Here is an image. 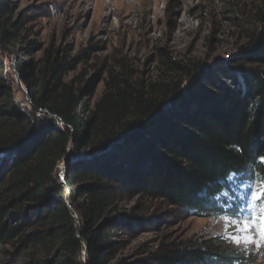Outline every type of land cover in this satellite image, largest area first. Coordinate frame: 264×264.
I'll list each match as a JSON object with an SVG mask.
<instances>
[{"label": "trees", "instance_id": "16d2710c", "mask_svg": "<svg viewBox=\"0 0 264 264\" xmlns=\"http://www.w3.org/2000/svg\"><path fill=\"white\" fill-rule=\"evenodd\" d=\"M258 4L264 25V0ZM14 14L10 2L0 0L2 264H109L119 245L114 239L132 232L124 217L100 224L120 198L141 196L210 217L222 213L232 177L264 182V50L249 59L260 66L249 68L243 59L205 69L167 61L153 82L109 70L91 109L85 91L65 80L73 63L49 52L40 80L24 65L15 70L33 97L24 114L11 86L2 87L13 79L2 71L4 49L21 32ZM70 152L77 163L63 181L59 165ZM82 198L89 206L81 207L85 222L77 225L70 200L79 206ZM221 244L163 246L148 260L244 261Z\"/></svg>", "mask_w": 264, "mask_h": 264}, {"label": "rangeland", "instance_id": "374dc122", "mask_svg": "<svg viewBox=\"0 0 264 264\" xmlns=\"http://www.w3.org/2000/svg\"><path fill=\"white\" fill-rule=\"evenodd\" d=\"M4 1L14 9L13 20L21 22V32L4 49L8 58L1 60L2 71L6 75L11 71L13 79L2 87L11 86L13 101L24 114L31 111L33 97L15 70L24 65L33 79L40 80L49 52L51 56L59 52L66 62L73 63L65 80L76 82L85 91L84 101L91 109L104 90L109 70L126 71L135 80L153 82L163 74L167 61L205 69L233 66L243 59L249 68L260 66L249 59L264 50L258 0ZM76 163L70 152L59 165L63 181ZM261 183L232 177L231 195L223 196L222 213L210 217L185 213L141 196L120 198L100 224L124 217L132 232L114 239L119 245L110 253L109 264H155L148 259L163 246L185 248L211 239L238 252L244 260L233 264H264V242L259 235L264 195L253 200ZM241 190L243 199L236 195ZM79 203L70 200L76 224L83 225L85 211L82 213L81 207L87 208L89 203L86 198ZM245 222L249 228L239 231ZM249 235L257 243L236 244L231 239L243 240ZM83 260L88 261L87 252Z\"/></svg>", "mask_w": 264, "mask_h": 264}, {"label": "snow or ice", "instance_id": "6c2138e0", "mask_svg": "<svg viewBox=\"0 0 264 264\" xmlns=\"http://www.w3.org/2000/svg\"><path fill=\"white\" fill-rule=\"evenodd\" d=\"M233 176L236 175V173L232 174ZM224 196H228L227 192L223 193ZM236 195L238 197H240L241 199H243V191H238L236 193ZM261 195H264V182L261 183L260 187H259V191L258 194H254L253 195V200H259L261 198ZM231 197H229V200L231 201ZM233 223H236L235 221H233ZM249 225L247 222L244 223L243 228L238 229L239 231H244L245 229H248ZM259 235H260V241L264 242V217L261 218V226H260V230H259ZM232 241L236 244H240V243H244V244H254L257 243L256 240H254V238L252 236H247L246 239H240L237 237H231Z\"/></svg>", "mask_w": 264, "mask_h": 264}, {"label": "bare ground", "instance_id": "6f19581e", "mask_svg": "<svg viewBox=\"0 0 264 264\" xmlns=\"http://www.w3.org/2000/svg\"><path fill=\"white\" fill-rule=\"evenodd\" d=\"M26 89V88H25ZM26 90H28V89H26Z\"/></svg>", "mask_w": 264, "mask_h": 264}]
</instances>
